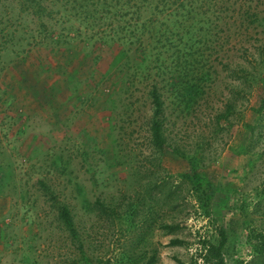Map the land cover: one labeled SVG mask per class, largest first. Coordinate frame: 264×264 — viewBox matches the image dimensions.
Returning a JSON list of instances; mask_svg holds the SVG:
<instances>
[{
	"label": "rangeland",
	"instance_id": "374dc122",
	"mask_svg": "<svg viewBox=\"0 0 264 264\" xmlns=\"http://www.w3.org/2000/svg\"><path fill=\"white\" fill-rule=\"evenodd\" d=\"M7 1L0 0V228L4 233L0 264H84L78 242L58 222L56 209L45 200L37 180L58 179L68 194L66 181L71 179L85 188V198L112 197V205H127L135 187L132 173L148 165L150 153L144 123L145 82L135 75L140 69L130 67L124 75L130 87H122L120 98L113 96V85L107 80L86 90L93 68L88 61L79 64L81 69L72 81L86 90V97L78 98L71 85L64 101L47 94L42 97L44 84L29 74L30 68L22 62L24 54L13 43L4 46ZM103 28L108 29L97 27L98 34ZM235 44L233 51L240 53L236 50L240 43ZM66 48L68 54L61 59L67 64L64 69L73 73L71 48ZM206 53L202 64L210 75L203 85L208 94L188 113L179 111L169 97L168 114L171 135L185 147L192 149L197 137L208 141L203 170L213 184L209 209L205 211L185 186V198L169 215L186 224L166 233L143 223L142 210L132 217L118 216V211L117 215L87 213L81 201H73L80 217L82 251L89 254L91 264H147L154 252L152 264H215L206 250L219 244L222 232L224 264H264V137L256 145L254 159L240 152L246 136L243 121L254 118L240 101L231 124L213 133L211 117L221 109L228 88L226 71L220 65L213 67L215 54ZM100 89L104 90L98 94ZM103 111L105 120L100 121L95 137L85 136L86 113ZM58 156L59 165L68 161L64 166L70 175L58 176L53 170ZM172 237L184 243L168 245Z\"/></svg>",
	"mask_w": 264,
	"mask_h": 264
},
{
	"label": "trees",
	"instance_id": "16d2710c",
	"mask_svg": "<svg viewBox=\"0 0 264 264\" xmlns=\"http://www.w3.org/2000/svg\"><path fill=\"white\" fill-rule=\"evenodd\" d=\"M11 1H7L3 17L14 21H5L4 46L13 43L24 54L22 62L30 68L29 74L44 84L42 97L47 94L64 101L71 85L72 92L84 98L86 90L107 80L113 85V96L120 98L122 87H130L124 78L130 67L140 69L135 75L145 82L148 105L144 123L150 153L148 165L139 173H132L135 187L132 186L133 195L127 205L123 208L112 205V197L85 198V188L71 179L66 181L68 194L58 179L37 180L45 200L56 209L58 222L69 238L78 242L84 264H91V258L82 251L80 217L73 201H81L87 213L117 215L118 211V216L132 217L142 210L143 223L147 221L149 227L154 225L166 233H173L186 224L169 215L176 203L185 198L182 195L185 186L188 192L195 193L205 211L209 209L213 184L203 170L208 160L205 154L208 141L206 137H197L192 149L185 147L171 135L168 114L169 97L179 111L188 113L208 94L203 82L209 79L210 70L202 64L208 50L215 54L213 67L220 65L226 71L224 83L228 88L221 109L211 117L213 133L225 130L231 124L238 102H245L244 108L254 118L252 122L243 121L246 136L240 152L254 159L256 145L264 137V0ZM99 26L108 29L103 28L98 34ZM235 42L240 43L236 49L240 53L233 51ZM66 47L71 48L73 73L64 69L67 64L61 59L63 54H68L64 53ZM88 61L93 64L88 75L91 81L83 90L72 81L81 69L79 64L83 66ZM104 120V111L102 114L87 112L85 136L95 137L100 121ZM58 160L61 161L60 156L52 162L55 173L70 175L64 166L68 161L59 165ZM3 235L0 228V246H3ZM224 242L222 232L219 244L207 247L215 264H224L221 252ZM183 243L182 239L172 237L168 245ZM154 260L155 252L147 264Z\"/></svg>",
	"mask_w": 264,
	"mask_h": 264
}]
</instances>
